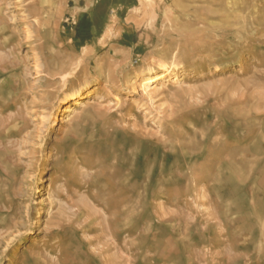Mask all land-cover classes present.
<instances>
[{"label": "rangeland", "instance_id": "374dc122", "mask_svg": "<svg viewBox=\"0 0 264 264\" xmlns=\"http://www.w3.org/2000/svg\"><path fill=\"white\" fill-rule=\"evenodd\" d=\"M142 1L0 0V264H264V0Z\"/></svg>", "mask_w": 264, "mask_h": 264}, {"label": "trees", "instance_id": "16d2710c", "mask_svg": "<svg viewBox=\"0 0 264 264\" xmlns=\"http://www.w3.org/2000/svg\"><path fill=\"white\" fill-rule=\"evenodd\" d=\"M85 25L83 24V22H79L76 26V35H75V42L76 43H80V41L82 40V35L83 33H90V28L88 27V29H85Z\"/></svg>", "mask_w": 264, "mask_h": 264}, {"label": "bare ground", "instance_id": "6f19581e", "mask_svg": "<svg viewBox=\"0 0 264 264\" xmlns=\"http://www.w3.org/2000/svg\"><path fill=\"white\" fill-rule=\"evenodd\" d=\"M144 4H148L149 2H150V0H143L142 1ZM165 63V62H164ZM166 66H168L167 64H165V65H163V68L166 70V68H168V67H166ZM162 78V77H161ZM147 85H145V90H148V88L146 87ZM150 94L152 95V93L150 92ZM66 112H69V111H66Z\"/></svg>", "mask_w": 264, "mask_h": 264}]
</instances>
